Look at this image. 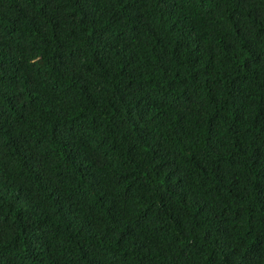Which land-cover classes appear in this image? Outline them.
Listing matches in <instances>:
<instances>
[{
    "label": "trees",
    "instance_id": "obj_1",
    "mask_svg": "<svg viewBox=\"0 0 264 264\" xmlns=\"http://www.w3.org/2000/svg\"><path fill=\"white\" fill-rule=\"evenodd\" d=\"M0 264H264V0H0Z\"/></svg>",
    "mask_w": 264,
    "mask_h": 264
}]
</instances>
